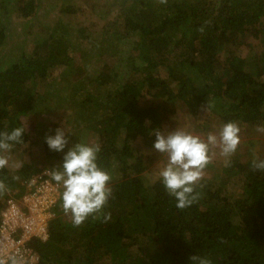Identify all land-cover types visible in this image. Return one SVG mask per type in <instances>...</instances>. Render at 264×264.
Listing matches in <instances>:
<instances>
[{"label": "trees", "instance_id": "1", "mask_svg": "<svg viewBox=\"0 0 264 264\" xmlns=\"http://www.w3.org/2000/svg\"><path fill=\"white\" fill-rule=\"evenodd\" d=\"M7 1H0V17H7ZM114 3L120 5L123 30L111 35L133 39L127 76L109 67L111 72L96 73L85 85L76 83L81 68L73 65L66 42L50 32L31 52L21 49L0 70V131L10 132L24 128L22 118L40 112L39 106L47 107L48 92H42L40 84L55 69H74L67 73L76 84L70 87V102L98 134V165L118 173L109 182L107 222L103 216H90L73 226L71 218L62 215L60 196L47 240L32 242L39 264H191L194 254L208 257L211 264H264V171L253 170L252 161L243 164L234 158L224 167L225 183L227 177L238 176L236 195L227 194L223 182L211 186L200 181L195 188L198 199L184 209L176 207L160 177L147 184L142 175L161 156L153 147L154 130L162 131L167 113L177 104L196 116L209 102L207 111L224 123L264 127V0ZM14 7L22 19L35 14L34 0H17ZM6 29L0 20V49L6 43ZM246 35L260 38L259 47L244 42ZM79 86L89 90L77 96ZM22 139H28L26 129ZM137 140L148 151H139ZM42 146L45 161L57 159L59 152L49 149L46 138ZM35 170L29 164L14 174L0 169L5 184L0 200L13 189L17 191L12 194L19 196L21 182Z\"/></svg>", "mask_w": 264, "mask_h": 264}, {"label": "rangeland", "instance_id": "2", "mask_svg": "<svg viewBox=\"0 0 264 264\" xmlns=\"http://www.w3.org/2000/svg\"><path fill=\"white\" fill-rule=\"evenodd\" d=\"M16 1L8 0L7 5L10 10L7 17H0L1 22L7 26L6 43L0 49V70L9 66L21 49L24 52H31L34 44L41 38H47L50 32L54 34V37H61L63 42H66L67 50L74 61L73 65L81 68L79 75L75 74L76 83L80 84L79 81H82L81 83L85 85L96 73L103 70L107 72L114 70L119 76L120 74L127 76L126 70L129 69L126 68V58L133 39L132 36L116 39L117 34L111 35L113 30H118L120 34L123 30L118 17L120 5L114 3L115 0H34L35 14L30 19L17 16L14 7ZM154 4L157 6L159 0H154ZM259 40L260 38L257 39L252 35H246L243 39L248 44L257 45ZM235 51L238 54L239 50ZM246 54L248 57L249 52L246 51ZM223 56H225L224 53L221 54V57ZM105 66L106 69H103ZM69 72L75 73V70L68 68V72H64L63 68L55 69L50 78L44 84H40V86L43 85L42 92H48L45 94L47 99L44 102L47 107L44 108L41 105L38 107L40 112L22 118L24 128L28 131V139L25 143L13 146L11 152L8 153L10 162L6 168L10 174H14L23 164L36 168L30 176L43 170L52 171V168L62 164L64 152L73 143L99 144L98 134L85 122L84 115L76 113L74 109L76 106H72L70 102L73 100V91L70 87L76 84L68 80L67 73ZM161 76L166 77V73L161 72ZM79 88L81 91L77 96L89 90L87 86H79ZM145 98H147L146 95L140 100L144 101ZM98 114L93 116L95 120ZM167 116L162 131L181 128L203 138H206L209 132L218 134L222 125L225 124L215 115L210 114L207 109L196 116H191L182 103L173 107V111L169 115L167 113ZM238 125L240 126V144L231 159L236 158L243 164L247 160L253 161L254 156L264 159V131L257 130L262 127L255 124ZM58 127L65 128L68 145L63 152L58 153L57 159L45 161L42 154V141L46 136L54 135ZM135 146L139 151H148V148L142 146L139 140ZM165 161L166 155L161 154L159 159L146 167L142 175L147 184L159 177V169ZM224 167V157L217 149L211 163L205 168L201 181L211 186L223 182L226 184V193L230 196L236 195L239 190L238 176L227 177L225 183L227 174H224ZM109 173L111 179L118 178L115 170ZM25 182H21L23 188ZM61 189L60 196L63 191L62 186ZM16 191L17 189H13L6 194L11 195ZM62 215L65 218H71L65 213Z\"/></svg>", "mask_w": 264, "mask_h": 264}, {"label": "clouds", "instance_id": "3", "mask_svg": "<svg viewBox=\"0 0 264 264\" xmlns=\"http://www.w3.org/2000/svg\"><path fill=\"white\" fill-rule=\"evenodd\" d=\"M166 4L167 0H159ZM203 31V28L200 29ZM212 105L207 102L203 110ZM264 131V127L258 128ZM23 127H16L9 131H0V169L9 166L10 156L14 144L25 143L22 134ZM154 149L166 155V161L159 169V177L168 193L175 197L176 207L184 209L198 199L195 188L203 179L204 170L216 150L224 157L225 166H231V157L240 144V126L235 121L222 125L218 134L209 132L206 138L193 134L181 128L171 131L155 129ZM46 143L50 150L63 152L68 145L65 128L58 127L55 135L46 136ZM99 144L73 143L63 155L61 165L52 168L51 179L63 187L61 194L62 209L70 215L73 226L78 227L90 216L93 219L103 216L104 222L111 218L104 208L112 195L110 187L111 175L97 163ZM253 170L264 171V159L254 156ZM5 190V184L0 181V192ZM11 264H17L14 258ZM191 264H211L208 257L194 254L190 257ZM0 264H7L0 258Z\"/></svg>", "mask_w": 264, "mask_h": 264}, {"label": "built area", "instance_id": "4", "mask_svg": "<svg viewBox=\"0 0 264 264\" xmlns=\"http://www.w3.org/2000/svg\"><path fill=\"white\" fill-rule=\"evenodd\" d=\"M61 185L51 179V171L32 174L19 196L9 194L0 200V258L11 264H39L32 246L48 238L49 222L56 216Z\"/></svg>", "mask_w": 264, "mask_h": 264}]
</instances>
